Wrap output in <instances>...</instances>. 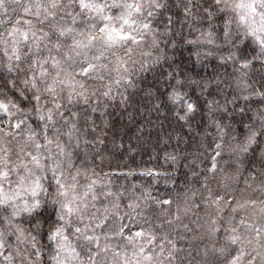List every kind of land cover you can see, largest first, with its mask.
Returning a JSON list of instances; mask_svg holds the SVG:
<instances>
[{
    "label": "snow or ice",
    "instance_id": "snow-or-ice-1",
    "mask_svg": "<svg viewBox=\"0 0 264 264\" xmlns=\"http://www.w3.org/2000/svg\"><path fill=\"white\" fill-rule=\"evenodd\" d=\"M0 264H264V0H0Z\"/></svg>",
    "mask_w": 264,
    "mask_h": 264
},
{
    "label": "trees",
    "instance_id": "trees-1",
    "mask_svg": "<svg viewBox=\"0 0 264 264\" xmlns=\"http://www.w3.org/2000/svg\"><path fill=\"white\" fill-rule=\"evenodd\" d=\"M185 55H187V53H185ZM137 119H139V117H137ZM153 119H155V117H153ZM197 120H199V117L197 118ZM194 128H195V123H194ZM209 131H211V129H209ZM154 138H155V133H153V139ZM171 143L175 144L176 141L173 140ZM149 147H150V145H149ZM180 147L184 148V145H181ZM168 150L171 151L172 150L171 147H169ZM188 151L191 152V151H193V149H189ZM152 155L154 156L155 153H153ZM117 159H119V158H117ZM192 160H193V157L191 155H189L188 160L183 161V163L185 165H189L192 163ZM116 162L117 161H113V164L115 165ZM121 163L127 164V169H124V170L133 169V170L139 171L140 169H143L145 167H147V168L155 167L156 164L158 163V161H156L155 159H150V156L147 153H145L143 150H140L139 154H136L134 156V159L125 158ZM205 163H206V161H204L203 159L195 161L196 171L203 172L204 167H205ZM192 171H193V169L190 167H187V166L179 167V166H177V171H176L175 175L178 179V184L175 187H173L171 184L165 185L163 182L156 184L153 181H150L147 177H142L139 175H137L136 177H129L128 181L141 183L146 188H148L149 185H151L150 190L153 191V195H159L161 197H164V196L175 197L177 192H179L185 186V179H186V177L184 175L185 173L188 174L187 180L189 181V183L193 182L194 178L191 175Z\"/></svg>",
    "mask_w": 264,
    "mask_h": 264
}]
</instances>
